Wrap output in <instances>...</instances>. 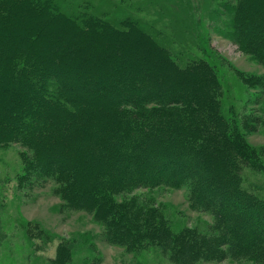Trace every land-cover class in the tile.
<instances>
[{
	"label": "trees",
	"instance_id": "obj_1",
	"mask_svg": "<svg viewBox=\"0 0 264 264\" xmlns=\"http://www.w3.org/2000/svg\"><path fill=\"white\" fill-rule=\"evenodd\" d=\"M233 1L228 35L264 55V0ZM61 10L57 0H0V146L27 149L23 179H54L106 224L108 241L130 250L159 238V214L117 195L188 185L218 218L224 254L264 255V198L242 184L258 154L223 112L215 65H180L132 22L100 27L83 12L80 26ZM92 84L101 92L89 96ZM63 246L55 264L70 256ZM220 250L205 246L202 258Z\"/></svg>",
	"mask_w": 264,
	"mask_h": 264
},
{
	"label": "rangeland",
	"instance_id": "obj_2",
	"mask_svg": "<svg viewBox=\"0 0 264 264\" xmlns=\"http://www.w3.org/2000/svg\"><path fill=\"white\" fill-rule=\"evenodd\" d=\"M57 1L61 13L76 18L80 26L86 23L83 12L95 15L100 27L109 23L124 29L134 23L170 50L180 65L211 61L221 82L223 112L233 117L258 154L257 165H244L242 184L264 198V55L245 51L228 35L233 0ZM86 88L89 96L101 92L93 84ZM23 152L28 151L20 144L0 146V264H55L63 245L70 256L62 264H264L263 254L223 253L227 246L218 218L191 200L188 185L140 187L117 195L119 202L133 197L158 212L159 238L154 234L148 243L145 237L134 250L114 244L107 240L106 224L74 206L54 179H23ZM205 246L207 251L213 246L221 250L214 259H203Z\"/></svg>",
	"mask_w": 264,
	"mask_h": 264
}]
</instances>
